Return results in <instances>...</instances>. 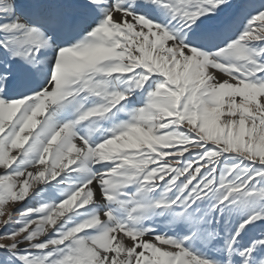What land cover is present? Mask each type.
I'll return each instance as SVG.
<instances>
[{"label":"snow or ice","instance_id":"snow-or-ice-1","mask_svg":"<svg viewBox=\"0 0 264 264\" xmlns=\"http://www.w3.org/2000/svg\"><path fill=\"white\" fill-rule=\"evenodd\" d=\"M251 228L264 0H0V264H264Z\"/></svg>","mask_w":264,"mask_h":264},{"label":"rangeland","instance_id":"rangeland-1","mask_svg":"<svg viewBox=\"0 0 264 264\" xmlns=\"http://www.w3.org/2000/svg\"><path fill=\"white\" fill-rule=\"evenodd\" d=\"M142 11L146 14H149L150 16H158V13H157L155 6H145L142 9ZM19 207H21V205H16L17 209ZM236 220H237V217H235V216H233L231 219H228V218L224 219L223 225L220 227L221 236L219 238H216L215 240H213L211 242L212 247L208 249L210 255L216 256V257H218L220 255V249L223 246V241L225 238L227 228L230 225L235 224ZM146 223H150V222H146ZM262 232H264V230H262L261 228H251L248 233L242 234L244 237L242 240V244L246 245V244L250 243L251 238L257 236L258 234H261Z\"/></svg>","mask_w":264,"mask_h":264},{"label":"bare ground","instance_id":"bare-ground-1","mask_svg":"<svg viewBox=\"0 0 264 264\" xmlns=\"http://www.w3.org/2000/svg\"><path fill=\"white\" fill-rule=\"evenodd\" d=\"M224 234V233H223ZM216 247V246H215Z\"/></svg>","mask_w":264,"mask_h":264}]
</instances>
